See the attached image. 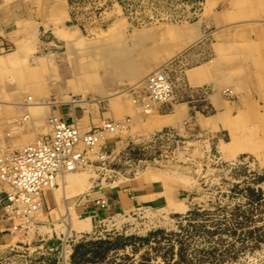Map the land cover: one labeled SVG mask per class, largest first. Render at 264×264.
Masks as SVG:
<instances>
[{"label": "rangeland", "instance_id": "rangeland-1", "mask_svg": "<svg viewBox=\"0 0 264 264\" xmlns=\"http://www.w3.org/2000/svg\"><path fill=\"white\" fill-rule=\"evenodd\" d=\"M92 1L69 0L70 5L72 2H78L84 15L79 20L70 19L66 24L76 25L79 30L77 32L81 34L80 36H84V39L89 40L96 37L95 35H106V27L110 26L116 19L120 22H123L121 19H124L123 27L125 29L122 27L121 40H117L118 42L111 40V42L99 41L96 43V45L98 44L96 53L102 59V63L105 64L106 69L108 68L116 74V77H113L114 75L112 76L110 73V77H112L111 84L116 85L115 87L119 89L127 88L130 85L129 83L134 82L130 78L132 72L144 60L149 59L150 50L156 43L152 39L134 40L131 37L134 32L133 29H139L142 25H126V17L136 22H140L139 19L143 18L147 22L156 19L162 20L159 21V23H162L168 18L175 20L174 22L191 24L189 20L196 19L197 8H200L201 2V0H100L98 7L93 9L89 8L90 5L92 6ZM226 4L224 0H213L212 10L221 11L226 7ZM117 8L122 14L115 10ZM188 10L189 15H187ZM119 18L121 19L118 20ZM93 24L94 26H92ZM219 26L213 22L206 27H202V36L175 56L173 61L179 60L182 56L190 53L196 55L197 61L207 58L210 53L215 51V45L218 43L217 32H219ZM34 27V35L31 36H33L35 45H38V48L31 52L36 59L31 55V58H26L25 62L34 66L38 59L44 57L48 60L47 66L49 69L56 71L54 73L50 71L45 76V82L48 86V93L45 98L49 100L53 95L59 104L55 103L56 105L50 107L51 110H45L40 120H38L37 113H35L37 109L31 107L15 112V116L13 113L12 116L10 114L11 117H6L8 119L5 121H2L0 116L2 159L23 147L18 141L26 133V128H34L36 133L34 139H36L38 136L49 132L46 128V122L50 113L60 116L58 113L60 109L64 107L71 108L67 101L69 100L67 94L65 96L59 94V92L62 93V89L59 87H64L65 84L63 69L67 70L70 61L75 58L76 53L79 51H75L71 48L72 44H68L62 38L57 37L53 33L52 26L35 25ZM220 27L222 30L227 28ZM62 28H64L62 25L58 26L59 30ZM94 33L96 34L94 35ZM107 34L109 35V33ZM87 42L90 41L83 44ZM12 48V45L2 44L0 55L5 54ZM72 50L74 55L70 53ZM43 54L49 55L43 56ZM66 54L70 56H66ZM125 54H127L126 62L132 61L131 64H134L132 68L122 64L124 60L119 56L124 57ZM63 57L65 58L63 59ZM33 58L36 61H33ZM98 70L97 73L99 72L100 75L105 69L101 67ZM149 71H151V68L147 70V72ZM2 80L5 81L0 84V89H3V87L6 90L15 88L16 84L10 76L4 75ZM171 80L174 81V84L172 83L174 91L176 81L173 77ZM98 85L101 86L100 83ZM115 87H110V90ZM197 91L200 92V90ZM232 92L230 94L228 88H226L223 95L233 101ZM130 94H133L132 90L130 93L127 92L122 100L130 108L140 110L133 103ZM70 95L72 99H79L82 93L76 91ZM27 96L33 98L30 92H25L14 100L1 98L0 96V103L2 102L0 110L14 109L9 104L10 102H28L25 98ZM90 102L82 107L76 104L73 106V109L83 110L90 117H97V115L99 117L93 122H87L85 117V124L80 122L82 129L87 130L91 126L101 125L107 121L118 122L119 127L114 132L115 134L107 135V141L96 150L97 156L89 157L91 161L86 168L83 167L75 172V176L84 179V186L80 185L79 187V180L76 182V180L71 179L66 182L70 175H67L68 178L67 176L64 178V184L67 183V186L64 185V187L66 186L65 197L70 199L67 204L72 205V202L81 201L94 191H99L104 197H110L119 188L130 187L135 189L139 187L138 184L143 183L147 190L153 188L155 190H165L172 186L179 188L177 203H183L185 207L175 210V208H168V203L164 204L158 201L157 198L152 201H146L144 198L128 209H109L110 211H107L108 213L104 216L92 218V221L90 220L92 224L90 229L92 230L86 233H68L66 238H63L61 247L53 248L54 246L50 245L51 250L15 248L1 252L0 264H61L64 262L67 264H264V148L257 152L249 149H238L239 151L236 154L229 157L223 152L222 144H227L232 137H237V135L230 133L231 131L227 127L218 125L219 120L214 126L213 131L215 132L205 135H200L198 128L189 123L185 124V129L186 125L190 126L189 130L186 129L188 132L180 131L176 134L172 130L165 129L151 135L149 131L145 132L144 129L137 127L141 122L139 124L138 121H132L134 117L139 120H141L140 117H144L143 115L140 116L139 111H128L113 115L110 112L111 109L108 110V107H106L107 102L105 100ZM158 107L159 105L154 107L155 113L160 111ZM262 109L264 111V106H262ZM231 110L229 112H232ZM104 112L109 113L108 117L103 115ZM129 118L130 121H128ZM29 119L30 121H27ZM24 129L25 131L22 133ZM98 156L100 157L98 158ZM59 181L60 184L58 183L57 186L61 185V180L58 179L57 182ZM73 185L78 186V189L70 191L69 186L72 187ZM56 188L52 191L58 197L61 193V187ZM57 208L55 219L58 223L55 224V227L64 229L61 218H64L65 207L60 205ZM103 208H105V205L100 202V209ZM37 213V219L44 218L43 200ZM70 213V216L75 220L92 215V213ZM72 222L74 223L73 220ZM70 229H77V227L72 226Z\"/></svg>", "mask_w": 264, "mask_h": 264}, {"label": "crops", "instance_id": "crops-1", "mask_svg": "<svg viewBox=\"0 0 264 264\" xmlns=\"http://www.w3.org/2000/svg\"><path fill=\"white\" fill-rule=\"evenodd\" d=\"M208 1L209 0H205L204 3L202 2L200 8H197L198 11L196 14V19L189 20L193 25L199 24L198 27L200 30V34L198 36H194L195 38L186 40L185 44L179 45H174L175 41L172 38L171 40L164 41L163 43L165 45L163 46L160 45V31L155 32L154 37L148 38L155 40L154 42H156L150 50L148 56L149 59L144 60V62H142L138 66V68H136L137 71L134 72L136 73V79H139L147 73L148 69H153L156 66L160 65L163 61L171 59L172 61L170 60V63L172 64L170 65L171 67L169 66L170 77H173V79L176 81V96H174L175 98L173 99V101L169 104L159 105L158 109L161 112L158 111V113L154 112L155 108L151 111L141 108H139L140 110H138L132 109L128 105H123V109L120 113H118L113 109V105L110 103V101L105 100L107 102L106 107H108V110L111 109L110 112L113 115H119L128 111H139L140 116L143 115L144 117H140L141 120L137 119V117H134L132 121H138L139 124L141 122V124L137 127L139 129H144L143 131L145 132L149 131L151 135H154L161 130L164 131L165 129L172 130L176 134H178L180 131L184 132L186 131V129H190L189 125H186L185 129L186 123H189L190 125L193 124L194 127L196 126L200 135L214 133L215 131H213V129L214 126H216L218 120L221 121L218 125H222L228 128V126L222 123L223 121L221 119H218L219 114L222 115L227 113L228 115H230V117H232L233 115L237 114L239 109L243 110L244 105L251 106L254 109L253 112L256 114L257 118L260 113H262V115L264 116V111L262 109V106H264V99L261 97L257 88L246 84L242 85L241 87H238V85H236V88L234 85H226L220 82L225 76H223L221 70L225 71L227 68L226 65H222V63H220V53H218L217 51V45L223 42L220 39H218V43L215 45V51L210 53L207 58L197 61L195 57L196 55L194 53H190L182 56L179 60L173 61V58H175V56L180 54L183 50L189 47L192 42L196 41V39L202 36V27H206L207 25L212 23L204 13ZM99 2L100 0H93L91 2L92 6L90 5L89 8H97ZM226 6H229V3H227ZM79 7L80 5L78 4V2H72V4L70 5L69 0H0V47L2 48V44L13 46V48L5 52V54L0 55V70H11V66L9 64H2L1 58H6L8 55L13 56L17 52L20 53L16 56L30 57L32 55L31 51H33L35 48H38V45H35L33 36H31L34 35L35 25L45 27L52 26V29L54 31L53 33L57 37H60V31L64 30L63 28L59 30L58 26L62 25L64 28H66L67 26H69L66 23L70 19L79 20L81 16L84 15L81 12L83 9ZM201 9H203V16H205V18L199 21L198 16L201 12ZM187 13V15H189V10ZM132 20L130 19L131 26L133 24L139 25L142 22V20L141 22ZM156 20L146 22L144 23V25L151 24V22L157 23L159 21H162ZM217 24L222 27H227L229 24V20L221 18V21ZM220 26L218 27V29L221 28ZM30 40L31 42H29ZM43 56H47V54H43ZM242 64L243 62H240L242 72H237V76L243 79L249 69L244 64V66H242ZM226 88H228L229 91L234 90L235 93L232 92V99L234 98L233 101L223 95L222 91L226 90ZM13 90L14 89H12V91ZM197 90H200V92H198ZM201 91H203V93H201ZM11 104L12 102L10 103V105ZM17 105L12 104V106H14L15 108L14 110L16 111V113L18 112ZM230 110L232 112H229ZM58 113L60 115L59 117L64 121L73 122L75 118L79 123L82 122L83 124H85V117L87 122H93L97 118H99L98 115L97 117H90L83 110L77 108H74L72 110V108L69 107L60 109ZM10 114L11 113L4 115L3 117H1V120H7L8 118L6 117H9ZM108 114V112L103 113L105 117H108ZM130 120L131 119L129 118L128 121ZM208 121H212L213 124H208ZM252 128H254V126H252ZM26 133L34 135V128H26ZM238 135H240V138H242V140L239 141L240 143L247 144L251 142V144L246 147L242 145L239 146L235 143V140L232 137L227 144L222 145L227 146V148L230 149V153H232L233 155L239 151L238 149H249L257 152L258 150L264 148V141L258 142V144L254 141L260 137L259 135H261L256 131V129L252 130L249 135L244 134V130L242 132H239ZM262 139H264V135L262 136ZM2 154V147L0 145V161L3 157ZM138 185L139 187L135 189H132L130 187L119 188L114 192V195L110 197H104L99 193V191H94L88 197H85L81 201H76V203L72 202V205L67 204L70 199H67L65 197L62 198V196L60 195V197L58 196L53 200L51 192L45 191L43 197V204L45 209L44 218L37 219L36 217H31L29 219H26L25 217L20 218V215L16 214L9 206L5 204V202L3 201V196L5 192L8 191V188L5 184L0 183V253L15 248L25 250H51L52 248L50 247V245L54 246L53 248H58L59 246L61 247L63 238L65 239L68 233H86L92 230L57 229V227H55V224L58 223L57 219H55V216L57 214L54 211L57 209V206H60L61 204H63L64 207H66V205L67 207H70L69 210L74 214L92 213V215L89 216L90 219L100 218L102 215L104 216L108 213L107 211H110L109 209H128L129 207H133V204H135L136 202L138 203L144 198V200L146 201H152L157 198L158 201H161L164 204L168 203V208H175V210L185 207L183 203H177L179 198V188L172 186L165 190H155V188L147 190L145 189L143 183H140ZM100 202L104 203V210L100 209ZM179 204H181V207H178ZM23 220L25 222H23Z\"/></svg>", "mask_w": 264, "mask_h": 264}, {"label": "bare ground", "instance_id": "bare-ground-1", "mask_svg": "<svg viewBox=\"0 0 264 264\" xmlns=\"http://www.w3.org/2000/svg\"><path fill=\"white\" fill-rule=\"evenodd\" d=\"M204 1L205 0H201L200 6H201L202 2L204 3ZM215 1H217V0H215ZM224 2L229 3V6H226L221 11H214V9L212 10V6H211V4L213 3V0H209L208 4L205 7V12H204L210 21L213 20L211 22L212 23L214 22V24L215 23L217 24L218 22H220L221 18H225V19L229 20V24H228L227 28H225L224 30L219 29V32H217L218 39L223 41L217 45V51H218V53H220V57H219L220 63H222L223 65H228V66H226L227 68L225 71L221 70V72L223 73V76L224 75L225 76H224V78L222 76L223 80L220 82H222L223 84H226V85H234L235 87H236V85H238V87H241L242 85H245V84L251 85V86L257 88L261 97L264 99V0H228V1L224 0ZM115 4H113V5H115ZM112 9H113V7H112ZM203 9H204V7H203ZM203 9H201V12L198 16L199 21H201L202 19L205 18V16H203L204 15ZM115 10L119 11L118 8ZM109 11H110V9H109ZM115 13H117V12H115ZM119 13H121V12L119 11ZM200 15H201V17H200ZM110 17H112V16L110 15ZM103 19H104V17H103ZM120 19L121 18H119L118 20H120ZM126 19L128 22V24L126 22V25H130V22H131L130 19L131 18L129 19L126 17ZM121 20L123 22H125L124 19H121ZM139 20H140V22L142 20V22L139 24L140 26L142 25V27H140L139 29H133V31H134L133 34L132 35L129 34V35H131V37L134 40H146L148 38L154 37L155 32L160 31V33H161V34H159L160 35L159 39L161 40L160 45L164 46L165 44L163 42L166 40H171L172 38L175 41L174 45L175 44L179 45V44H185L186 40H191L192 38H195L196 36H198L200 34V30L198 27L199 24L193 25L192 23L189 24V23L178 22V21L174 22L175 20H171V19L166 18L165 21L162 23L151 22V24L144 25V23L147 22L146 19L144 20L143 18H140ZM123 22L117 21V19H116V21L114 20L110 24V26L106 27L107 28V32H105L106 35H101V36L98 35L97 36V35H95L96 33H94V35L96 37L91 38L89 36L91 38L89 40L84 39V36L83 37L80 36L81 34L77 32L78 28L76 25H74V26L69 25L66 28H63L64 31H60V37L62 38V40H65L66 43L68 42V44H72L71 48L74 49L75 51L76 50L79 51L76 53L75 58L70 61V66L67 67V70L63 69V77L65 79V84H64V87L63 86L59 87L60 89H62L61 90L62 93L59 92V94H64V96H65V94H67V98L69 100H67V99L66 100L69 102L72 110H73V106L75 104L82 107V106L88 105L90 101L98 102L101 100H108L113 105V109L116 112L120 113L121 110L123 109V105H127L122 100V98L127 92L130 93L131 90H132L133 94H130V95H132L133 103H135L137 108H141L144 110H148V111L150 110L151 111L157 105H163V104L165 105V104H169L173 101L172 96L168 101H165V102L164 101L159 102V101H155V100L148 98L146 82H145L146 77L148 75L152 74L153 72L157 71V70L163 71L165 74H167L169 79H172L170 77V70H169V64L171 62L170 61L171 59L163 61L160 65L151 69V71L147 72L145 75H143L139 79H136V73H134V72L137 70L135 69V71L132 72V75L130 77L131 80H133L134 82H132V84L128 82L130 85H128L127 88H124L122 86L123 89H119V88H116L113 84H111V78L112 77H110V73L112 74V76L114 75L113 77H116V74L114 73V71L109 70L108 68H107L108 69L107 70L105 64L102 63V59L100 58L98 53H96L98 50V44L96 45V43H98L99 41H107V42L110 41L111 42V40H113V41L116 40V42H118L117 40H121L122 39L121 31H122V27L124 25ZM188 25H190V26H188ZM92 26H94V24ZM98 28H96V29H98ZM123 28L125 29V27H123ZM134 28H136V27H134ZM215 30L217 31L218 29H215ZM93 32H94V30H93ZM93 32H92V34H93ZM85 33H86V31H85ZM100 33H103V32H100ZM107 33H109V35ZM126 35H128V34H126ZM129 39H130V37H129ZM86 41H90V42L83 44ZM129 46H131V45H129ZM19 53L20 52H17L13 56L8 55L6 58H1L2 64L3 65L9 64L11 66V70L10 71H8L7 69L0 70V78L2 79V77H4V75L5 76L8 75L14 80L16 85H15V88L13 91L12 90H6V89H4V87H3V89L1 88L3 91L0 90V96H1V98L4 97L7 99H9V98L17 99L18 97H20L25 92L32 93L33 98L31 96L25 97L26 100H28V102H26V103L12 102V104L13 105L18 104L17 105L18 112L22 109H27L30 107L33 109H37V110H35V113H37V116H38L37 118H38V120H40L41 117L43 116L45 110H51L50 107L52 105H54L55 103H58V101H56V99H55L56 97L54 98L53 95H52L51 99H49V100H46L47 98H45V96H47V93H48V86L46 85V82H45V76H46V74H48L51 71L49 69V67L47 66L48 60L43 57L42 59H38L36 61L35 60L36 57L33 56L35 58V59L33 58L34 59L33 61H36V63L34 66H32L33 64L29 65V64H27L28 62L27 63L25 62L26 58H28V57L16 56ZM70 53H72L74 55L73 50ZM67 55H69V54H66V56ZM38 57H42V56L39 55ZM119 57L123 58V60H124L122 64L127 65V67L132 68V66L134 65V64L133 65L131 64L132 61L126 62L127 61V58H126L127 54L124 55L125 58L122 55H120ZM64 58L65 57H63V59ZM70 58H72V57H70ZM240 62H243V64L249 69V71L246 73V75L243 79L241 77L239 78L237 76V72L241 71ZM61 63H62V61H61ZM243 64H242V66H244ZM0 67H1V64H0ZM101 67H103V69H105V70H103L101 72V74L99 75L100 71L98 69ZM121 67H122V65H121ZM97 70L99 71L98 73H97ZM55 71H51V72L54 73ZM1 79H0V81H1ZM4 81L2 80L0 84H2V82H4ZM10 82H12V81H10ZM98 83H100L101 86H99ZM110 87H115L116 89L114 88L113 90H110ZM68 90H69V92H68ZM76 91H81L82 95L79 99H72L70 94H72L73 92H76ZM232 91L234 92V90H232ZM87 92H89V93H87ZM229 93L231 94V91H229ZM56 96H58V95H56ZM60 96L62 97V95H60ZM173 96H175V90L173 91ZM41 99H44V100L41 101ZM133 103H132V105H133ZM14 109H12V110L7 109V108L4 110L1 109L0 110V114H1L0 116L3 117L4 115H7L9 113L15 114L16 111ZM253 110L254 109L251 106L244 105L243 110L239 109L237 114L233 115L232 117H230V115H228L227 113L226 114L221 113L222 115L219 114V116H218L219 117L218 119H221L223 121L222 123H224L226 126H228L229 130L231 131L230 133L237 135V137L233 135L234 136L233 139L235 140V143L238 144L239 146L242 145V146L246 147V146H249L251 144V142H249L247 144H243V143L239 142L240 140H242V138H240V135H238V133L242 132L243 130H244V134L249 135L252 132V130L256 129V131L258 133H260L261 135H259L260 137L254 141L257 144H258V142L264 141V139H262V136L264 135L263 134V132H264V116L262 115V113H260L258 118H257V116L253 112ZM54 116L57 117V115L50 113L49 117L47 118L48 120L46 122L47 123L46 128L49 130V132L47 134L38 136L36 139H34V135H32V134H28V133L23 134L22 137H20V139L18 141L19 144L23 145V147H21L17 151H21L23 148L34 145L35 143L41 141V139L44 136L51 134L52 133V128H51L52 125L50 123V119H52ZM121 119H123V118H121ZM123 120H125V119H123ZM27 121H30V119ZM118 121L120 122L121 120H118ZM123 122H126V121H123ZM15 123H17V122H15ZM21 123H23V122H21ZM107 123H109L112 126V127L110 126L112 128V130L106 129L104 131L106 138H107L108 134L114 133L117 130V128L119 127L118 122L114 123L112 121L104 122L101 125L107 124ZM23 124H25V123H23ZM208 124L212 125L213 122L208 121ZM9 125H11V124H9ZM72 125H75L79 129L80 133L88 130V129L87 130L82 129L80 126V123L75 118H74V121L72 122ZM101 125H96L93 127H97V126H101ZM252 126H254V128H252ZM93 127H90V128H93ZM17 131H19V130H17ZM24 131H25V129L22 130V133ZM122 131H123V129H122ZM18 134H19V132H18ZM161 134H162V132H161ZM106 141H107V139H106ZM10 142H11V140H10ZM24 143H25V145H24ZM85 144H86L85 142H81L80 144H77V148L79 150H83V148L86 147ZM103 144H104V142L98 143L94 147V149H95L94 153L89 154V155L86 154V155H88L89 157L95 156L96 150H98ZM259 144H262V143H259ZM222 150L224 153L227 154V156H229V157L233 156V154L230 153V149H228L227 146H223ZM221 155H222V153H221ZM4 156H5V154H4ZM99 157L100 156H98V158ZM6 158L4 157V159H2L0 161V164L4 163L6 161L5 160ZM244 159H246V158H244ZM254 165H255V162H254ZM86 166L87 165H85L83 167L86 168ZM83 167L78 168V169L74 168L72 170L65 171L63 173H58L56 175V179H55L56 185L51 186V187H45L43 189L42 197H41L42 200H43L45 191H50L52 198L54 200V198H56V196L52 190L57 189L56 187H59V188L61 187V189H60L61 193L59 195H61L62 198L65 197L66 196L65 195V187L67 186L66 185L67 183L64 184L65 183L64 178L67 175L68 176L70 175L69 176L70 178L67 179L66 182H69L71 179L76 180V182L79 180L78 181L80 183L79 187H80V185L84 186V179H82V177L75 176V172L82 169ZM68 176H67V178H68ZM58 179L61 180L62 186L61 185L57 186L58 183L60 184V181L57 182ZM64 185H66V186L64 187ZM7 188H8V186H7ZM69 188H70V191H75L76 189H78V186L73 185L72 187L69 186ZM61 205H63V204H61ZM9 207L12 209L11 206H9ZM178 207H181V204H179ZM61 208H62V206H61ZM69 208L70 207H67V205H66L65 210H64V212H65L64 218L63 217L61 218V216H63V215L59 216L62 219L61 221L64 223V227L66 229H70V228H72V226H75V227H77L76 230L90 229V226L92 225L90 220L92 221V219H90V217H85L83 219L75 220L70 216L71 211L69 210ZM18 209L20 211V218L25 217L26 219H29V218L34 217V216L37 217L36 214H38L37 211L39 210V209H37L34 211H29L28 214H24V213H21V212H23L22 209H20V208H18ZM40 213H42V212H40ZM72 220L74 221V223L72 222ZM23 222H25V221L23 220Z\"/></svg>", "mask_w": 264, "mask_h": 264}, {"label": "built area", "instance_id": "built-area-1", "mask_svg": "<svg viewBox=\"0 0 264 264\" xmlns=\"http://www.w3.org/2000/svg\"><path fill=\"white\" fill-rule=\"evenodd\" d=\"M145 82L148 98L165 102L173 97L172 80L163 71L148 75ZM50 123L51 134L34 145L11 153L0 164V182L8 186L3 201L18 215V208L24 214L40 208L43 189L56 185L58 173L88 165L91 161L88 155L94 153L98 143L106 141L104 131L112 130L107 123L80 133L72 122L58 116L50 119ZM81 142L86 143L83 150L77 148Z\"/></svg>", "mask_w": 264, "mask_h": 264}]
</instances>
